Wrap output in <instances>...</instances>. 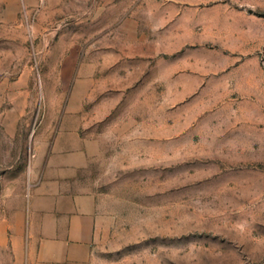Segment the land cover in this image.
I'll list each match as a JSON object with an SVG mask.
<instances>
[{
  "label": "rangeland",
  "instance_id": "obj_1",
  "mask_svg": "<svg viewBox=\"0 0 264 264\" xmlns=\"http://www.w3.org/2000/svg\"><path fill=\"white\" fill-rule=\"evenodd\" d=\"M80 127L90 264H264V0H0V264L38 138Z\"/></svg>",
  "mask_w": 264,
  "mask_h": 264
},
{
  "label": "crops",
  "instance_id": "obj_2",
  "mask_svg": "<svg viewBox=\"0 0 264 264\" xmlns=\"http://www.w3.org/2000/svg\"><path fill=\"white\" fill-rule=\"evenodd\" d=\"M94 147L80 127L40 135L34 175L15 211L13 244L31 264H90L99 219Z\"/></svg>",
  "mask_w": 264,
  "mask_h": 264
}]
</instances>
